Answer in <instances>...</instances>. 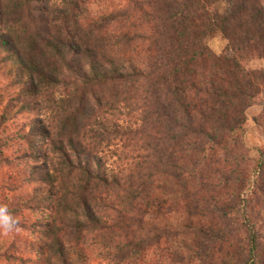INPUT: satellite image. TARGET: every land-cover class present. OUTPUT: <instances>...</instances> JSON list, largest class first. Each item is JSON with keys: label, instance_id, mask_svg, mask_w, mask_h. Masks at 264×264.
<instances>
[{"label": "trees", "instance_id": "trees-1", "mask_svg": "<svg viewBox=\"0 0 264 264\" xmlns=\"http://www.w3.org/2000/svg\"><path fill=\"white\" fill-rule=\"evenodd\" d=\"M0 56L18 90L0 205L30 236L5 238L0 264H264V149L244 143L264 0H0ZM19 114L35 118L9 138Z\"/></svg>", "mask_w": 264, "mask_h": 264}, {"label": "rangeland", "instance_id": "rangeland-1", "mask_svg": "<svg viewBox=\"0 0 264 264\" xmlns=\"http://www.w3.org/2000/svg\"><path fill=\"white\" fill-rule=\"evenodd\" d=\"M100 12H101L100 8L93 5L88 14V18L90 19L94 18ZM113 43H114L113 41H106L104 43V46L105 48L109 49V45ZM207 45L216 55H219L225 49L227 43L220 35H216L214 37L207 39ZM262 60L263 59L252 61L250 64V67L252 69L263 68ZM11 81H12V78L10 77L9 74L6 73V68L2 67V64L0 62V102L2 103V105L0 106V114L5 108V105L8 102H10V98H12L18 91L16 88L9 87V84L11 83ZM263 106H264V103L261 105H254L246 111L247 126H246V133L244 137V143H245L246 148L249 150L250 152L249 155L252 159H255L256 157H258V154L256 152L257 148L264 149V131H261V129H259L253 121L254 119L260 116V114L262 113ZM32 118H35V115L19 114L14 118V120L9 121L5 125V127L7 128V130H5L7 137L13 138L15 134L14 132H17L18 129H20L21 127H25L27 130V126H25L24 124H26V122L31 120ZM102 148H103L102 150L103 155L108 160L107 161L108 170L115 171V170H118V166L124 165L125 161L120 160V158H122L123 156V154H121L120 144L116 146H111V147L103 146ZM18 149L21 150L19 153H17ZM23 149H24V143H20V145H18L16 142L11 141L7 149L8 151L6 152L7 154H10L12 158H14L18 156L23 151ZM22 168L23 167H21V169ZM12 171L15 172V170H12ZM13 174L14 173H10V171L6 167L0 169V178L3 181V185L12 184L13 182L17 180V179H12ZM8 175H11V178H8L7 177ZM27 190L28 188L24 187L21 190V193L23 194ZM24 217L27 219L30 218L28 213H25ZM5 238H9L10 240L11 239L15 240L17 244H21V243L24 244L25 242L30 240V236L26 232H21L18 230H13L11 232H5L2 229H0V243ZM91 257L94 258L95 256L91 255ZM149 257L152 258L153 255L151 254Z\"/></svg>", "mask_w": 264, "mask_h": 264}, {"label": "clouds", "instance_id": "clouds-1", "mask_svg": "<svg viewBox=\"0 0 264 264\" xmlns=\"http://www.w3.org/2000/svg\"><path fill=\"white\" fill-rule=\"evenodd\" d=\"M19 221L7 205H0V229L5 232H11L16 229Z\"/></svg>", "mask_w": 264, "mask_h": 264}, {"label": "crops", "instance_id": "crops-1", "mask_svg": "<svg viewBox=\"0 0 264 264\" xmlns=\"http://www.w3.org/2000/svg\"><path fill=\"white\" fill-rule=\"evenodd\" d=\"M262 62H263V65H264V59L262 60ZM262 65V67L264 68V66Z\"/></svg>", "mask_w": 264, "mask_h": 264}]
</instances>
